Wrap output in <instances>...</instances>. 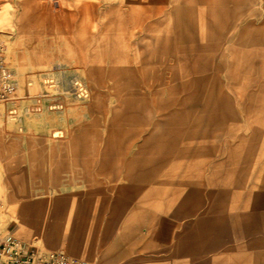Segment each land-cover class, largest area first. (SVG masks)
I'll list each match as a JSON object with an SVG mask.
<instances>
[{
    "label": "rangeland",
    "instance_id": "obj_1",
    "mask_svg": "<svg viewBox=\"0 0 264 264\" xmlns=\"http://www.w3.org/2000/svg\"><path fill=\"white\" fill-rule=\"evenodd\" d=\"M0 39V242L264 263V0H0ZM209 192L233 247L214 260L186 249Z\"/></svg>",
    "mask_w": 264,
    "mask_h": 264
},
{
    "label": "built area",
    "instance_id": "obj_2",
    "mask_svg": "<svg viewBox=\"0 0 264 264\" xmlns=\"http://www.w3.org/2000/svg\"><path fill=\"white\" fill-rule=\"evenodd\" d=\"M5 46L0 39V102H11L15 84L4 58ZM0 264H89L59 252L42 253L17 238L0 242Z\"/></svg>",
    "mask_w": 264,
    "mask_h": 264
},
{
    "label": "crops",
    "instance_id": "obj_3",
    "mask_svg": "<svg viewBox=\"0 0 264 264\" xmlns=\"http://www.w3.org/2000/svg\"><path fill=\"white\" fill-rule=\"evenodd\" d=\"M207 195L209 196V199H208L209 205H208V209H207V216L198 222V224H200V223L202 224L201 235L196 236L195 232H194L193 236H192L193 240L191 243L190 242L188 243V245L186 246V249L188 251H191L194 254H200V253L211 254L212 259L214 260L215 258H218V257H216L217 255H220L223 253L227 254L228 251L233 249V247L223 246L224 244L221 243V234L220 233L222 231V234L223 233L225 234V232L228 230V228L227 227H224V228L220 227L219 223L221 221H223L224 219L221 218L219 215H215L216 211H220V210L221 211L223 210L222 212L226 211L227 210L226 206L224 204L215 203L214 200L211 203V199H210V196L212 195L211 192H209ZM219 195H221V194H219ZM243 208H245V206H243ZM256 221L257 220L254 219L252 222L256 223ZM238 229L241 232V231L245 230V227L240 226V227H238ZM255 230L256 229H252L251 231L254 233ZM238 237H240V235ZM257 238L258 237L254 236L253 241L254 242L258 241ZM256 243H260V242H256ZM252 256H254V258L256 260L264 261V250L252 252Z\"/></svg>",
    "mask_w": 264,
    "mask_h": 264
},
{
    "label": "bare ground",
    "instance_id": "obj_4",
    "mask_svg": "<svg viewBox=\"0 0 264 264\" xmlns=\"http://www.w3.org/2000/svg\"><path fill=\"white\" fill-rule=\"evenodd\" d=\"M57 201H59V200H57Z\"/></svg>",
    "mask_w": 264,
    "mask_h": 264
}]
</instances>
